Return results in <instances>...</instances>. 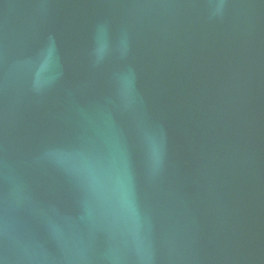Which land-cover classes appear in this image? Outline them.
Here are the masks:
<instances>
[{"label":"water","instance_id":"water-1","mask_svg":"<svg viewBox=\"0 0 264 264\" xmlns=\"http://www.w3.org/2000/svg\"><path fill=\"white\" fill-rule=\"evenodd\" d=\"M0 264H264V0H0Z\"/></svg>","mask_w":264,"mask_h":264}]
</instances>
